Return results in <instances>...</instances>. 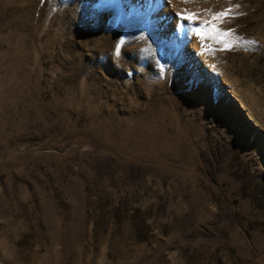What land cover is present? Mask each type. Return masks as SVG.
Masks as SVG:
<instances>
[{"label":"rangeland","instance_id":"1","mask_svg":"<svg viewBox=\"0 0 264 264\" xmlns=\"http://www.w3.org/2000/svg\"><path fill=\"white\" fill-rule=\"evenodd\" d=\"M0 264H264V0H0Z\"/></svg>","mask_w":264,"mask_h":264},{"label":"snow or ice","instance_id":"2","mask_svg":"<svg viewBox=\"0 0 264 264\" xmlns=\"http://www.w3.org/2000/svg\"><path fill=\"white\" fill-rule=\"evenodd\" d=\"M221 15H223V14H221ZM179 18V17H178ZM185 19L187 20L188 19V17H185Z\"/></svg>","mask_w":264,"mask_h":264}]
</instances>
